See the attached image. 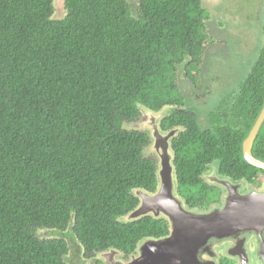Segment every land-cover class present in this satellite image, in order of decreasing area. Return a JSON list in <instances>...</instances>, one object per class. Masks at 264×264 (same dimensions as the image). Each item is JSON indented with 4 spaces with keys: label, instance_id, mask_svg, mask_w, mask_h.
<instances>
[{
    "label": "trees",
    "instance_id": "trees-1",
    "mask_svg": "<svg viewBox=\"0 0 264 264\" xmlns=\"http://www.w3.org/2000/svg\"><path fill=\"white\" fill-rule=\"evenodd\" d=\"M53 3L0 0V264H69L66 236L90 260L169 235L165 219L120 221L159 184L150 135L125 128L143 111L165 109L160 129L180 127L171 150L188 208L212 199L202 176L213 165L234 181L264 174L242 151L264 106V41L206 129L177 109L180 77L198 85L192 69L212 44L202 0H139L137 12L128 0H66L61 19ZM252 152L264 162V123Z\"/></svg>",
    "mask_w": 264,
    "mask_h": 264
},
{
    "label": "water",
    "instance_id": "water-1",
    "mask_svg": "<svg viewBox=\"0 0 264 264\" xmlns=\"http://www.w3.org/2000/svg\"><path fill=\"white\" fill-rule=\"evenodd\" d=\"M65 3L66 0H54L55 18L61 19L66 16ZM150 113L158 119L162 117L160 113ZM152 120L155 122L154 118ZM154 122L152 127L155 149L160 156L158 188L153 194L138 190L136 195L140 199V204L125 216L128 219L124 222L145 216L165 219L169 225V235L141 241L129 264H216L215 259L219 257L216 248L220 244L237 240L241 245H245L244 236L251 233L253 228L256 227L260 232L264 229V193L252 192L241 195L240 186L223 182L228 188L229 197L222 210L216 208L201 213L186 209L184 201L177 195L175 189L173 152L171 154V138L175 131L162 135ZM263 123L264 106L244 140L242 149L244 160L264 171V162L256 159L252 153ZM241 237L243 239L240 240ZM110 251L121 254L116 250Z\"/></svg>",
    "mask_w": 264,
    "mask_h": 264
},
{
    "label": "rangeland",
    "instance_id": "rangeland-1",
    "mask_svg": "<svg viewBox=\"0 0 264 264\" xmlns=\"http://www.w3.org/2000/svg\"><path fill=\"white\" fill-rule=\"evenodd\" d=\"M128 1L132 12H137L139 0ZM202 4L207 12L206 17L208 16L203 32L204 36H207L208 41L212 42V44L206 48L199 68L201 71L203 68L205 69V78H212L217 68L215 71V79L217 80L209 83L210 90L205 100L207 105L204 106V99L200 98L199 102L203 107L197 106L199 107L198 113L199 111L202 113L201 120L204 121L205 116L213 112L219 102L222 101L221 89L225 88V92L231 91L233 87L239 86L241 82L243 83L259 56L264 41L262 32L264 0H202ZM207 68L208 70L206 71ZM197 69L195 66L192 71L196 72ZM183 80L185 82L182 81V90L191 91L192 85L189 80L185 77H183ZM203 85L204 83H201L200 86L203 87ZM172 92L177 93L176 90H172ZM175 96L177 95L175 94ZM164 113L165 109L160 111V114ZM153 118L155 122L152 120ZM160 120L154 114L143 111L137 121L125 124V128L128 130L144 131L150 135L151 144L145 150V153L155 156L158 162L160 156L155 149L152 123L154 122L158 126L162 135H166L162 133L159 127ZM261 180L264 181L263 178ZM185 207L187 209L186 205ZM127 219V217L120 218V221H126ZM44 234L48 238L49 232ZM66 240L70 248L68 255L69 264H73V262L74 264H82V262L84 264H92L94 261H100L103 264H129L131 261V257L128 261L126 260L128 258L124 257L125 259H123L122 256L124 254L121 253V255L114 251L98 254L92 261L80 260L76 256L78 243L72 242L68 236H66Z\"/></svg>",
    "mask_w": 264,
    "mask_h": 264
},
{
    "label": "flooded vegetation",
    "instance_id": "flooded-vegetation-1",
    "mask_svg": "<svg viewBox=\"0 0 264 264\" xmlns=\"http://www.w3.org/2000/svg\"><path fill=\"white\" fill-rule=\"evenodd\" d=\"M203 56H204V54L202 55V57ZM216 69H215V71H216ZM207 70H208V68L206 69V71ZM215 71H214L212 78H205V69L203 68V70L201 71L199 68L198 73L195 72L198 85H196L194 83V81L192 79H190L189 77L187 78L192 85V88L190 89L191 91H189V92L182 90V87H181L182 81L185 82L183 80L184 76L180 77V79L178 81V85H179L178 89L180 91V94L183 95L184 100L183 99L182 100H183L184 104L182 106L178 107L177 109L180 111H185V110L191 109L194 112H197L201 126L203 128H206V129L212 128V125L214 123L211 122V120L209 123V121L206 119V117L208 115L205 116V120L202 121L201 120V114L202 113H200V111L198 113L199 107H197V106L203 107V105L204 106L207 105V101H205V100H206V96L208 95V92L210 90L209 83L217 80V79H215V77H216ZM185 78H186V76H185ZM201 83L202 84L204 83L203 87L200 86ZM241 84H242V82L240 83V85ZM239 86L233 87V89L231 91H227V92H225V90H226L225 88L221 89V91H222L221 92V96H222L221 98L226 99V98H228V96L232 97V95H235L239 91ZM200 98L204 99L203 105H200V102H199ZM220 103H221V101L219 102L218 106L220 105ZM222 122H224V121H222ZM178 129H180V127H175V128H172L171 130H166V131L161 130V131L163 134H166V135L175 131V135H176L179 132ZM173 136H172V138H173ZM260 177L264 179V174L259 173L256 181L253 183H251L249 181H245V180L244 181L243 180L242 181H234V180H231L229 178L227 179L225 177L223 178V177L218 176L217 171L213 165V166L209 167L207 172L202 176V179L205 182L204 184H206L207 186H209L213 190L212 199L209 200L208 202L206 201L205 207L204 206L193 207V208L187 207V209H191L193 211H198L201 213H205V212L211 211L212 209H216V208L222 210L225 207L226 201L229 197L228 188H227L226 184H223V182H228L232 185L240 186L239 192L241 195H248L252 192L257 193V194L258 193H264V181L261 180ZM209 182H211V183H209ZM252 230L253 231L251 233H248V234H246V236H244L246 238L245 245H241V243L240 242L238 243L237 240H232V241H228L226 243L220 244V246L216 248V251L219 254V257H217L215 259L216 264H220L221 262H224L225 264H264V229L261 232L259 230H257L256 227L253 228ZM241 239H243V237H241L240 240ZM121 253L124 254L125 258H128L126 260H130L129 258L132 255L136 254L135 251L130 252V253H126V252H121ZM102 254H106V253H102ZM245 255H246V257H245ZM124 257H123V259H125ZM93 259H95V257L90 259L89 261H92ZM92 264H103V263H101L100 261H94Z\"/></svg>",
    "mask_w": 264,
    "mask_h": 264
}]
</instances>
